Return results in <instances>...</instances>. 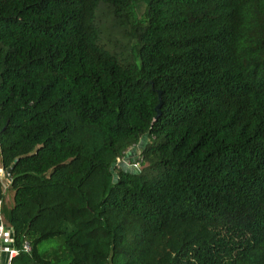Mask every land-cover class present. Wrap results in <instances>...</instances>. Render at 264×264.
<instances>
[{"label": "trees", "instance_id": "1", "mask_svg": "<svg viewBox=\"0 0 264 264\" xmlns=\"http://www.w3.org/2000/svg\"><path fill=\"white\" fill-rule=\"evenodd\" d=\"M0 155L13 264H264V0H0Z\"/></svg>", "mask_w": 264, "mask_h": 264}, {"label": "rangeland", "instance_id": "2", "mask_svg": "<svg viewBox=\"0 0 264 264\" xmlns=\"http://www.w3.org/2000/svg\"><path fill=\"white\" fill-rule=\"evenodd\" d=\"M138 14L142 15L146 4L142 1L137 4ZM96 22L101 28V44L127 61H140L136 55L138 39L132 28V23L126 18L116 17L103 3L100 4L96 13ZM150 142L148 135H143L140 141L131 146L116 163V169L125 168L139 170L142 168L141 153L143 148ZM140 162V164L137 163ZM3 181H6L4 179ZM10 188V187H8ZM11 189H7L6 197L12 195Z\"/></svg>", "mask_w": 264, "mask_h": 264}, {"label": "built area", "instance_id": "3", "mask_svg": "<svg viewBox=\"0 0 264 264\" xmlns=\"http://www.w3.org/2000/svg\"><path fill=\"white\" fill-rule=\"evenodd\" d=\"M138 164H140V162L137 163V166H138ZM9 173L10 172H8V170H5V168L3 167L2 162H1V155H0V186H2V188H4V189H5V187L3 186V180L4 179H6L5 182L8 181L9 184L11 185V181L12 180L10 178V174ZM1 204H2V201L0 199V206H1ZM11 229H12V227H11ZM6 233H7L6 222H2L0 224V264H3L2 263V258H1V253L4 250L9 251V262H8V264H13L11 260H12V257L17 254V250L14 247H13V249L3 248L2 243H3V241L7 240ZM12 233H13V230H12ZM11 240H12V242L14 244V238L13 237L11 238ZM25 249L26 250H30V245L26 244L25 245Z\"/></svg>", "mask_w": 264, "mask_h": 264}, {"label": "crops", "instance_id": "4", "mask_svg": "<svg viewBox=\"0 0 264 264\" xmlns=\"http://www.w3.org/2000/svg\"><path fill=\"white\" fill-rule=\"evenodd\" d=\"M3 186L5 187V189L2 188V186H1V188H2L3 194L5 196V201L7 202L8 205H13V203H14L13 192H12L11 196L6 197L7 189L11 188L9 182L8 181L7 182L3 181ZM8 187H10V188H8ZM6 226H7V233H6L7 240L3 241L2 246H3V248L13 249L14 244H13V242L11 240V238L13 237L12 229L7 223H6ZM1 258H2V263L3 264H8V262H9V251L4 250L1 253Z\"/></svg>", "mask_w": 264, "mask_h": 264}, {"label": "water", "instance_id": "5", "mask_svg": "<svg viewBox=\"0 0 264 264\" xmlns=\"http://www.w3.org/2000/svg\"><path fill=\"white\" fill-rule=\"evenodd\" d=\"M153 85V84H152ZM153 88H154V86H153ZM158 94H159V98H160V102H159V104L156 106V110H157V115H156V119L161 115V107H162V104H163V102H162V92H161V90H159L158 91ZM10 168L8 169V172H10Z\"/></svg>", "mask_w": 264, "mask_h": 264}]
</instances>
